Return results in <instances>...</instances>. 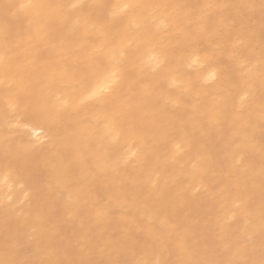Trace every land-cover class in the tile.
<instances>
[{
  "label": "bare ground",
  "instance_id": "1",
  "mask_svg": "<svg viewBox=\"0 0 264 264\" xmlns=\"http://www.w3.org/2000/svg\"><path fill=\"white\" fill-rule=\"evenodd\" d=\"M23 2L0 0V56L6 61L0 64V78L10 71L12 79L34 83L70 65L88 76L84 57L77 60L69 55V50L75 53L100 39L91 31H81L84 20L109 15L111 6L133 0H34L53 5L39 16L17 11L14 6ZM138 2L167 5L156 10L167 29L155 33L154 39L173 48L177 61L190 51L215 52L212 67L221 78L218 87L225 92H233L247 80L241 77V64L257 65L248 81L253 93L251 105L242 119L208 122L202 116L208 98L198 94L199 89L173 88L162 79L156 84L160 106L149 110L145 137L134 146L131 141L110 143L105 139L98 110L90 104L64 112L58 126L48 130L26 115H5L0 102V169L6 158L14 159L19 177L10 188L0 184V260L19 264L29 257L38 261L79 260L87 252V258L128 259L127 264H133L147 253H159L160 258L180 264L190 258L227 259L225 248L238 242H247L246 260L259 264L264 259V195L260 189L264 85L258 71L264 47V14L259 9L260 0ZM70 3L91 7H55ZM245 4L256 8L249 10L242 7ZM112 25L108 39H118L122 30L118 17ZM241 32L247 37L242 45L237 42ZM233 45L238 48V62L231 53L221 51ZM206 70L203 66L200 71ZM191 79L199 83L198 74ZM153 119L177 125L184 151L176 160L169 159L172 145H165L151 131ZM45 132L47 142L31 151L38 138L45 139ZM129 150L140 153L138 163L160 169L161 182L156 189L138 182L139 167L117 174L94 166L99 157H123ZM35 163L44 170L42 184L30 167ZM241 190L249 196L236 208L241 204ZM98 207L110 209L107 223L97 221ZM68 233L75 235L73 242ZM21 234L27 236L29 248L10 249ZM249 235L251 241H247Z\"/></svg>",
  "mask_w": 264,
  "mask_h": 264
},
{
  "label": "snow or ice",
  "instance_id": "2",
  "mask_svg": "<svg viewBox=\"0 0 264 264\" xmlns=\"http://www.w3.org/2000/svg\"><path fill=\"white\" fill-rule=\"evenodd\" d=\"M14 7L17 11L36 13L39 16L53 8V5L24 0L23 3ZM55 7L82 10L91 6L70 3ZM111 7L109 15L87 17L83 22L81 31H91L100 39L87 46H82L75 53L69 50V55H75L77 60L81 55L84 57L88 76H83L73 70L70 65L62 72L47 75L33 83L12 79L10 71H5L3 77L0 78V85L3 86V96L0 102L3 104L5 115H26L42 129L54 130L64 112L90 104L98 110L97 119L102 126L105 139L110 143L120 140L131 141L135 146L145 137V121L150 119L149 110H155L160 106L156 84L163 79L173 88L199 89L198 94L208 98V103L203 106L202 111L205 121L221 123L228 117L242 119L253 99L252 88L248 81L252 79L257 65L241 64V77H246L247 80L233 92H225L218 87L221 78L212 67L215 62V52L209 55L190 51L177 61L173 48L164 41L154 39L155 33L167 29V25L156 15L157 9L167 7V5L133 0V2ZM242 7L254 10L256 5L245 4ZM259 9L264 14V0H260ZM117 17L122 29L119 38L108 39L113 27L112 21ZM245 39L247 37L241 32L237 37L238 44L242 45ZM262 45H264V32H262ZM221 51L231 53L233 59L238 62L236 45ZM3 63H6L5 57L0 56V64ZM203 66H207V70L201 72ZM258 71L261 83L264 85V47L261 50ZM197 74L199 83L194 84L191 77ZM261 113L264 116V97L261 99ZM151 131L165 145H172L169 152L170 160L174 161L182 154L184 142L179 139L176 124L153 119ZM42 135L45 139L38 138L37 142L32 144L31 151H36L47 142L46 132ZM239 147L243 151L242 144ZM261 152L264 154V145L261 146ZM139 159V152L129 150L123 157H99L94 166L100 169L107 168L117 174L129 167H139L138 182L143 186L156 189L161 182L160 169L151 167L147 162L140 164ZM18 179L15 160L6 158L3 168L0 169V184L10 188L11 184L17 182ZM260 189L264 195V164L261 167ZM248 196L249 193L246 190H241L238 194L241 204H237L236 208H240ZM69 200L71 202V197ZM95 213L99 223H107L111 214L110 209L104 207H98ZM261 220V237L264 238V209H262ZM157 239L166 241L164 236H158ZM251 239L252 236L249 235L247 241ZM246 250L247 242L228 244L225 248L228 253L227 259L190 258L180 264H253L244 258ZM154 255L156 258H152ZM84 256L85 258L79 260L53 258L38 261L36 264H127L119 259L93 260L87 258V252ZM0 264H19V262L5 259L0 260ZM133 264H173V262L160 258L159 253H147ZM259 264H264V259Z\"/></svg>",
  "mask_w": 264,
  "mask_h": 264
},
{
  "label": "rangeland",
  "instance_id": "3",
  "mask_svg": "<svg viewBox=\"0 0 264 264\" xmlns=\"http://www.w3.org/2000/svg\"><path fill=\"white\" fill-rule=\"evenodd\" d=\"M30 167L34 171V173H35V175H36V177H37V179L39 181V184H42V182H43V180L45 178L44 177V170L37 163L31 164ZM10 225L15 228V226H14L15 225V222L14 221H11L10 222ZM141 233H139V235L142 237V234ZM67 237L72 242L75 239V235L74 234L72 236V234L68 233L67 234ZM29 246H30V242L27 239V236L25 234H21L20 235V238H19V240L17 242V244L16 245L10 244L9 245V248L12 249V250H17V251H25V250H27L29 248ZM91 257H93V255H91L90 258ZM95 257H97V258H95ZM98 258H99L98 256L94 255L93 260H99ZM127 261H128V259H124L123 260V262H127ZM36 262H38V259L37 258H35V257H29L28 259H26L24 261V264H36Z\"/></svg>",
  "mask_w": 264,
  "mask_h": 264
}]
</instances>
